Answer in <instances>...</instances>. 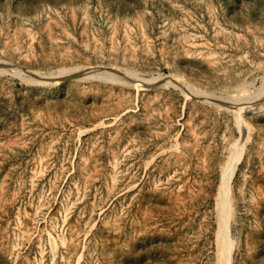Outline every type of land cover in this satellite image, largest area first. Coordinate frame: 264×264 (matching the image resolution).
I'll return each instance as SVG.
<instances>
[{
	"label": "rangeland",
	"instance_id": "374dc122",
	"mask_svg": "<svg viewBox=\"0 0 264 264\" xmlns=\"http://www.w3.org/2000/svg\"><path fill=\"white\" fill-rule=\"evenodd\" d=\"M236 154L264 264V0H0V264H217Z\"/></svg>",
	"mask_w": 264,
	"mask_h": 264
},
{
	"label": "bare ground",
	"instance_id": "6f19581e",
	"mask_svg": "<svg viewBox=\"0 0 264 264\" xmlns=\"http://www.w3.org/2000/svg\"><path fill=\"white\" fill-rule=\"evenodd\" d=\"M82 74H78L75 78L81 77ZM236 113L240 116V113L242 112L240 109H234ZM239 159V154L234 155L230 161L227 163V165L224 168L223 175H222V183L220 187V196L222 198L223 204H224V214L220 219L221 224V237L219 240V249H218V260L217 264H227L228 258H229V251H230V227L229 222L231 219V208L229 205V187L230 182L232 180V177L234 175L235 167L237 164V161Z\"/></svg>",
	"mask_w": 264,
	"mask_h": 264
},
{
	"label": "water",
	"instance_id": "95a60500",
	"mask_svg": "<svg viewBox=\"0 0 264 264\" xmlns=\"http://www.w3.org/2000/svg\"><path fill=\"white\" fill-rule=\"evenodd\" d=\"M76 76H78V75L68 76V77H66V78H64V79H73V78H75ZM64 79H62V80H64Z\"/></svg>",
	"mask_w": 264,
	"mask_h": 264
}]
</instances>
